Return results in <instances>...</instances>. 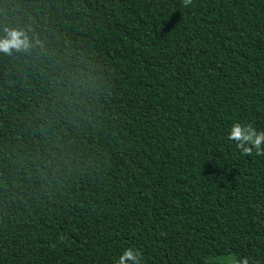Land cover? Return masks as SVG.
Instances as JSON below:
<instances>
[{"label": "trees", "instance_id": "trees-1", "mask_svg": "<svg viewBox=\"0 0 264 264\" xmlns=\"http://www.w3.org/2000/svg\"><path fill=\"white\" fill-rule=\"evenodd\" d=\"M0 264H264V0H0Z\"/></svg>", "mask_w": 264, "mask_h": 264}, {"label": "clouds", "instance_id": "clouds-1", "mask_svg": "<svg viewBox=\"0 0 264 264\" xmlns=\"http://www.w3.org/2000/svg\"><path fill=\"white\" fill-rule=\"evenodd\" d=\"M193 4V0H182V6L188 7ZM30 47L27 35L18 30H10L4 39H0V51L11 54L16 51L27 50ZM228 139L234 141L237 149L243 155L264 156V130L257 131L252 124H233ZM116 264H142V253L134 248H127L116 261ZM221 264H249L248 257H237L229 255L222 259Z\"/></svg>", "mask_w": 264, "mask_h": 264}]
</instances>
